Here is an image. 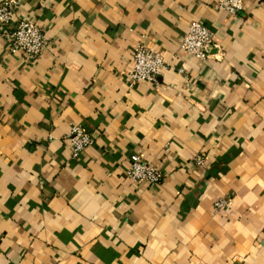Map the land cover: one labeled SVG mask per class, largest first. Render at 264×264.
<instances>
[{
  "label": "crops",
  "instance_id": "1",
  "mask_svg": "<svg viewBox=\"0 0 264 264\" xmlns=\"http://www.w3.org/2000/svg\"><path fill=\"white\" fill-rule=\"evenodd\" d=\"M15 1L50 46L28 62L0 27V264H264V0ZM195 20L208 58L180 52ZM140 43L172 63L157 84L130 81Z\"/></svg>",
  "mask_w": 264,
  "mask_h": 264
},
{
  "label": "built area",
  "instance_id": "2",
  "mask_svg": "<svg viewBox=\"0 0 264 264\" xmlns=\"http://www.w3.org/2000/svg\"><path fill=\"white\" fill-rule=\"evenodd\" d=\"M245 0H216L215 6L232 14L242 10ZM17 1L3 0L0 2V27L7 30L8 50L19 52L28 62H34L44 49L50 46L45 36L43 26L35 19L22 17L14 19ZM212 30L201 20H195L185 32L180 43V52L196 58H208L216 48ZM131 70L129 78L132 84L148 82L157 84L159 76L172 63L164 55L145 45L137 44L131 51ZM178 72H185L178 67ZM95 133L85 126L73 124L65 136L66 142L71 146L73 156L77 157L86 147L95 140ZM196 163L201 165L203 157L197 156ZM128 177L135 183H144L150 189H158L162 180V172L151 161L133 154L128 168ZM227 201L218 199L214 205L218 209L226 206Z\"/></svg>",
  "mask_w": 264,
  "mask_h": 264
}]
</instances>
